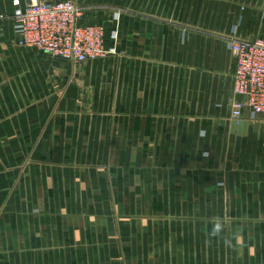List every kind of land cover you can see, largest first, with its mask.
I'll use <instances>...</instances> for the list:
<instances>
[{
  "label": "crops",
  "instance_id": "obj_1",
  "mask_svg": "<svg viewBox=\"0 0 264 264\" xmlns=\"http://www.w3.org/2000/svg\"><path fill=\"white\" fill-rule=\"evenodd\" d=\"M85 1L77 3L95 9L82 23L107 28L112 11L99 7L117 2ZM204 1L243 2L250 13L240 22L233 14L214 29L205 22H173V6L188 11ZM25 3L0 0V264H245L247 245L256 251L253 241L261 245L264 236V114L248 117L245 134L232 130L229 40H264V17L256 13L264 0L122 4L129 13L119 22H131V35L118 41L124 56L82 63H89L84 77L99 87L101 112L83 121L73 116L68 84L62 97L48 101L46 114L44 99L28 100L29 82L42 90L45 73L52 80L60 72L59 80L73 77L77 64L17 44L13 17ZM233 25L238 38L221 34ZM184 28L195 30L181 36ZM115 106L120 109L109 114ZM99 122L112 128L92 127ZM92 129L100 137L130 136L131 142L111 146L119 155L128 149L166 161L60 159L69 153L60 139L76 138L81 130L91 136Z\"/></svg>",
  "mask_w": 264,
  "mask_h": 264
},
{
  "label": "built area",
  "instance_id": "obj_2",
  "mask_svg": "<svg viewBox=\"0 0 264 264\" xmlns=\"http://www.w3.org/2000/svg\"><path fill=\"white\" fill-rule=\"evenodd\" d=\"M77 0H26L13 17L14 35L21 47L73 64L109 58L118 47L120 14L111 16L114 28L83 24L87 11ZM234 59L231 119L239 121L264 114V40L230 39Z\"/></svg>",
  "mask_w": 264,
  "mask_h": 264
},
{
  "label": "rangeland",
  "instance_id": "obj_3",
  "mask_svg": "<svg viewBox=\"0 0 264 264\" xmlns=\"http://www.w3.org/2000/svg\"><path fill=\"white\" fill-rule=\"evenodd\" d=\"M115 3L117 2V6H101L102 10H108L112 11L111 16L115 14V12H118L120 14V21L121 17L123 15L126 16L129 12L125 10L126 8L122 5L126 2H130V0H113ZM87 3H92V2H98L97 0H87L85 1ZM220 4H216L215 6L211 4V2H206L204 1L202 4V7L200 4H191V9L190 7L188 8V11L184 10H179L176 9V7L173 6L172 10V16L174 17L173 22H178L175 20L177 18L179 21L180 19L182 22H205V24L209 25L210 29H214L215 23L216 28H218L221 24V22H230V16L235 14L237 15V22L242 21V18L244 20L245 15H249L250 10H248L244 5L243 2H239L237 6L234 5H229L228 2H223L220 1ZM86 4V3H85ZM224 4V5H223ZM132 6H133V0H132ZM118 7V8H117ZM122 7V8H121ZM129 8L128 6H126ZM235 7V8H233ZM125 8V9H123ZM196 8H198V16L196 20ZM128 12V13H127ZM108 13V12H107ZM258 16L264 17V10L262 11H256ZM109 14V13H108ZM110 16V14H109ZM110 16V17H111ZM124 16V17H125ZM240 16V17H238ZM110 22H105L107 29L110 30L112 26V20L111 18L108 19ZM123 24V28H120L121 25ZM238 26L233 25L231 28H229L228 32H224L221 34H226L230 35V38H238ZM13 29V28H12ZM210 29H203V32L208 34V33H213L214 30ZM191 30H195L194 28H184L181 29L180 35L181 36H188L189 34H193ZM13 34H14V29H13ZM131 35V22H119V37H120V42L121 38L124 35ZM184 40V39H182ZM29 50H34V49H29ZM35 52V51H34ZM125 54V51L123 48H118L116 49V54L113 56H118V57H123ZM111 56V57H113ZM108 59L111 60V58H105V59H99V60H105L108 61ZM99 60H96L94 62H97ZM116 60H114L115 62ZM109 62V61H108ZM113 64V61H111ZM89 63L87 64H82V65H76L77 66V73L72 77H63L61 80H59V76L63 75L62 72H60L59 76H54V79L52 80V77L50 74L45 73V79L43 80V88L42 90H35L36 85H32L29 82V89L27 90L28 94V100L29 101H34L35 99H44L45 106H44V114H46L49 109L50 105L46 106L48 104V101H52L54 98L55 94L59 93L61 94V97L63 96L62 90L65 88V85L68 84V89L70 90L71 88L74 89V94H73V100L74 105H73V116L77 118H82L81 120L83 121V117H88V116H99L101 114L99 106L95 103L96 100H98L99 96V87L94 84L93 79L90 77H84V68L88 66ZM44 66H46V63H44ZM54 67V70L56 69L55 64H52ZM113 66H115L113 64ZM44 72V70H43ZM51 73V72H50ZM23 86V85H22ZM121 87V86H120ZM120 87L114 86L113 91L116 89H121ZM23 91V90H21ZM19 94V92H17ZM22 93V92H21ZM55 99V98H54ZM120 109L119 106H115L113 109L109 107V114L112 113H117V111ZM53 114L56 116H60V114L64 113H59L58 110H52ZM69 113H67L68 115ZM65 115V114H64ZM83 125V122L80 123ZM60 126V131H61V126L62 124H58ZM128 125L131 127V124H124V126ZM102 126L103 128L105 127L107 130V127L110 129L112 128V124L110 122L108 123H93L92 127L96 128L98 130ZM111 134V133H110ZM115 138L108 137L106 138L105 136H98L96 134V131L92 129V135L87 136L85 135L82 130L78 133L76 138H63L60 139L59 143L61 147H65L67 150H69V153L65 154L64 156H60L61 160L64 161H75V162H90V163H100V162H121V161H157V157H160V161H166L164 159V156H160L158 154L156 155H148L147 153L140 154L139 156H134L133 154L129 153L128 149H124V155H119L116 153V150L112 148L115 140L122 141L125 144L129 143L132 141L130 136H126L123 138H116L117 135L116 133H112ZM121 137V136H118ZM104 138V139H101ZM145 140V139H142ZM111 147V148H110ZM106 149V154L102 155L101 150ZM86 150V151H85ZM127 150V151H126ZM86 152L80 154L79 152ZM87 151L92 152V155H89ZM114 151V153H113ZM110 152V154H109ZM169 156H167L168 158ZM204 158H209L208 154L205 153L203 154ZM169 160V159H168ZM254 229V227H252ZM257 230L254 229V232ZM251 237L258 238L257 235H253ZM253 243L256 244L257 250L252 251L250 250L251 246L247 245L245 248L244 253L246 254V261L245 264H249V260L252 259H258V258H263L264 259V236H263V242L259 243V241H253ZM249 253V255H248ZM248 258H250L248 260Z\"/></svg>",
  "mask_w": 264,
  "mask_h": 264
},
{
  "label": "water",
  "instance_id": "obj_4",
  "mask_svg": "<svg viewBox=\"0 0 264 264\" xmlns=\"http://www.w3.org/2000/svg\"><path fill=\"white\" fill-rule=\"evenodd\" d=\"M248 113L246 114V120L245 121H234L232 124V130L236 131L237 133H243L245 134L249 128V122H248Z\"/></svg>",
  "mask_w": 264,
  "mask_h": 264
}]
</instances>
